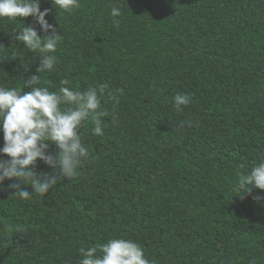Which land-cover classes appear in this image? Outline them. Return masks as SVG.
<instances>
[{
  "label": "trees",
  "instance_id": "trees-1",
  "mask_svg": "<svg viewBox=\"0 0 264 264\" xmlns=\"http://www.w3.org/2000/svg\"><path fill=\"white\" fill-rule=\"evenodd\" d=\"M79 2L69 13L41 0L63 36L41 86L123 93L101 97L102 136L90 120L80 129L78 177L38 160L41 178H58L46 195L0 185V264H79L80 248L120 237L155 264H264V206L232 187L264 158V0ZM20 19L47 35L32 17L0 18V86L28 92L41 57L16 39ZM177 93L191 97L180 112Z\"/></svg>",
  "mask_w": 264,
  "mask_h": 264
},
{
  "label": "clouds",
  "instance_id": "clouds-1",
  "mask_svg": "<svg viewBox=\"0 0 264 264\" xmlns=\"http://www.w3.org/2000/svg\"><path fill=\"white\" fill-rule=\"evenodd\" d=\"M56 9L71 12L80 7L79 0H52ZM50 10H41V0H0V18L15 20L16 18L32 17L45 36L38 34L34 27H23L17 33L16 39L28 49L40 54L39 75H33L24 80L23 87L31 91L21 92L18 88L0 86V132L3 134V146L0 147V185L5 180H15L18 183L7 187L15 189L13 196L29 200L34 195L44 196L54 185L57 176L52 173L40 175L34 171L37 161L58 170L59 178L69 180L80 175L79 169L89 159V148L83 143L80 129L89 120L92 132L102 136L107 127L105 117L109 115L102 107L101 97L107 95L115 103H119V94L123 89L109 91L106 83L89 86L86 90H74L66 85L64 79L56 91H50L41 86V73L52 71L58 58L55 55L63 36L46 17ZM113 24L119 27L121 16L119 7H112ZM5 48L0 45V49ZM176 111H182V106L191 103L188 94L177 93L173 97ZM191 126V122H189ZM55 145L53 154L50 149ZM31 185L34 194L20 185ZM240 193L252 196L253 200L264 206V195H252L254 189L264 190V158L251 170L240 175L232 186ZM99 252V254H98ZM82 257L79 264H155L146 258L141 245L131 239L110 238L98 247L80 248Z\"/></svg>",
  "mask_w": 264,
  "mask_h": 264
}]
</instances>
